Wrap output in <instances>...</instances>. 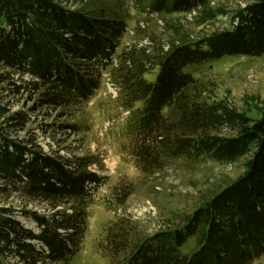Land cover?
Returning a JSON list of instances; mask_svg holds the SVG:
<instances>
[{
  "label": "trees",
  "instance_id": "obj_1",
  "mask_svg": "<svg viewBox=\"0 0 264 264\" xmlns=\"http://www.w3.org/2000/svg\"><path fill=\"white\" fill-rule=\"evenodd\" d=\"M128 1L159 15L198 10L203 22L215 15L211 0ZM236 18L229 29L198 38L181 34L154 53L134 47L117 54L128 20L109 6L71 10L56 0H0V66L31 74L25 83L47 105L71 110L89 102L118 58L114 78L129 111L127 148L142 172L156 174L175 159L234 162L251 154L240 177L179 225L141 235L127 220L111 224L99 246L110 264H252L264 255V118L251 122L210 102L205 84L187 70L228 55H264V0H251ZM155 67V80H148ZM137 102L143 106L135 108ZM224 127L237 134H222ZM4 130L0 201L16 193L44 203L47 212L21 210L36 222L35 231L16 209L0 205V264H71L83 246L89 203L105 178L92 169L91 155L46 153ZM124 186L122 201L131 192ZM192 236L196 246L183 254Z\"/></svg>",
  "mask_w": 264,
  "mask_h": 264
},
{
  "label": "rangeland",
  "instance_id": "obj_2",
  "mask_svg": "<svg viewBox=\"0 0 264 264\" xmlns=\"http://www.w3.org/2000/svg\"><path fill=\"white\" fill-rule=\"evenodd\" d=\"M56 2L71 10L109 6L126 18L128 28L117 49L120 54L134 47L154 53L162 47L167 49L169 42L181 34L198 38L229 29L237 24V11L251 0H211L215 15L204 22L198 10L159 15L144 11L128 0ZM118 65L117 58L103 73L94 97L71 110L47 105L42 100L43 93L25 83L33 79L31 74L21 75L0 66V126L8 137L66 158L91 155L95 161L92 169L105 178L89 203L83 246L71 264H110L99 246L110 225L120 219L131 222L141 235L179 225L204 200L240 177L251 156L245 155L234 162L208 157L196 161L175 159L156 174L142 172L127 148L129 111L121 103L120 88L114 78ZM187 70L205 84V95L210 102L226 104L251 122L264 118V55H228L189 66ZM157 73L158 68H152L146 78L155 80ZM142 106L143 102L134 105ZM21 115L26 119H21ZM73 124L78 127H72ZM221 131L224 135L237 134L233 127ZM124 185L131 192L122 201ZM0 205L16 209L21 222L35 231L39 230L36 222L22 215L21 210L47 212L44 203L29 201L16 193L0 201ZM195 246L196 237L192 236L180 249L183 254H189ZM252 264H264V255Z\"/></svg>",
  "mask_w": 264,
  "mask_h": 264
}]
</instances>
